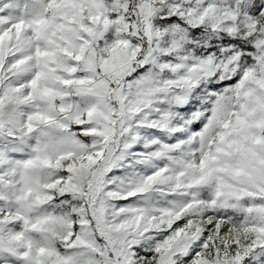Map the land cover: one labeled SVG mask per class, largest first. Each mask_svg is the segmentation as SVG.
Here are the masks:
<instances>
[{
	"label": "snow or ice",
	"instance_id": "snow-or-ice-1",
	"mask_svg": "<svg viewBox=\"0 0 264 264\" xmlns=\"http://www.w3.org/2000/svg\"><path fill=\"white\" fill-rule=\"evenodd\" d=\"M0 264H264V0H0Z\"/></svg>",
	"mask_w": 264,
	"mask_h": 264
}]
</instances>
